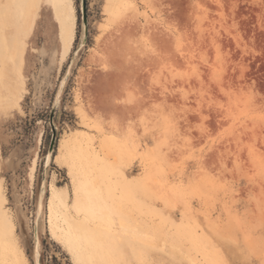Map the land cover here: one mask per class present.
Segmentation results:
<instances>
[{
    "label": "rangeland",
    "instance_id": "rangeland-1",
    "mask_svg": "<svg viewBox=\"0 0 264 264\" xmlns=\"http://www.w3.org/2000/svg\"><path fill=\"white\" fill-rule=\"evenodd\" d=\"M86 4L0 0V264H264V0Z\"/></svg>",
    "mask_w": 264,
    "mask_h": 264
},
{
    "label": "bare ground",
    "instance_id": "bare-ground-1",
    "mask_svg": "<svg viewBox=\"0 0 264 264\" xmlns=\"http://www.w3.org/2000/svg\"><path fill=\"white\" fill-rule=\"evenodd\" d=\"M63 1L64 0H58V7L60 8L59 14H58L59 19H60L58 27H59V31L62 33L60 37L63 43L64 50H67L73 39V30L71 29L69 24H67V19L69 18L68 17L69 11L67 10L68 7H64Z\"/></svg>",
    "mask_w": 264,
    "mask_h": 264
},
{
    "label": "water",
    "instance_id": "water-1",
    "mask_svg": "<svg viewBox=\"0 0 264 264\" xmlns=\"http://www.w3.org/2000/svg\"><path fill=\"white\" fill-rule=\"evenodd\" d=\"M83 20H84V24H85V36L88 35V15H87V4H86V0H83ZM51 124H52V128H53V135H52V140L50 143V147H49V153L53 154L54 150H55V146L57 143V132H56V128L54 126V122H53V111L51 114Z\"/></svg>",
    "mask_w": 264,
    "mask_h": 264
}]
</instances>
